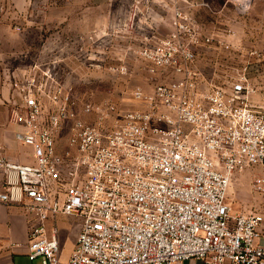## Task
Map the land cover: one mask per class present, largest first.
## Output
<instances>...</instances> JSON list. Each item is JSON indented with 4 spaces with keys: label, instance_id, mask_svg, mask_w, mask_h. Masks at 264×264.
Segmentation results:
<instances>
[{
    "label": "built area",
    "instance_id": "1",
    "mask_svg": "<svg viewBox=\"0 0 264 264\" xmlns=\"http://www.w3.org/2000/svg\"><path fill=\"white\" fill-rule=\"evenodd\" d=\"M176 25L137 51L152 87L132 90V108L84 101L80 112L72 86L44 60L12 76L18 99L9 122L36 163L0 150V203L35 216L28 242L34 264H264V202L236 213L227 203L236 171L255 165L263 173L251 187L264 197V87L249 80L262 53L253 50L258 62L226 88L197 64L213 37L184 20ZM106 37L88 39L103 47ZM59 214L82 219L66 262L57 226L48 227Z\"/></svg>",
    "mask_w": 264,
    "mask_h": 264
},
{
    "label": "rangeland",
    "instance_id": "2",
    "mask_svg": "<svg viewBox=\"0 0 264 264\" xmlns=\"http://www.w3.org/2000/svg\"><path fill=\"white\" fill-rule=\"evenodd\" d=\"M29 19H9L0 26V150L12 158V148L21 154V162L35 164L33 148L15 138L16 127L9 122V111L18 99L11 85L12 76L4 67L11 63L34 66L50 62L57 80L72 86L81 112L84 101L109 102L120 109L136 104L132 90L136 86L152 87L145 62L137 51L141 46L162 38L177 29L184 20L213 41L199 48L197 64L216 84L229 88L251 62L254 67L262 53L261 68H252L249 80L264 87V0H27ZM13 9L15 5H12ZM13 9L9 14L14 13ZM12 16V15H10ZM78 21V31L70 23ZM104 33L103 47L93 45L89 34ZM230 43L227 48L218 39ZM18 54H23L19 59ZM124 65L127 70L117 69ZM249 67V69L251 68ZM19 76L18 74H16ZM113 117L109 120L111 123ZM67 142L70 125L61 129ZM12 148H11V147ZM21 151V152H20ZM263 173L262 165L234 174L227 203L232 212L254 210L264 197L251 187L253 179ZM3 172L0 168V188Z\"/></svg>",
    "mask_w": 264,
    "mask_h": 264
},
{
    "label": "crops",
    "instance_id": "3",
    "mask_svg": "<svg viewBox=\"0 0 264 264\" xmlns=\"http://www.w3.org/2000/svg\"><path fill=\"white\" fill-rule=\"evenodd\" d=\"M28 3L27 0H0V26L6 25L9 19L19 13H22L21 16L18 15L19 17L25 19L26 22H30ZM12 5H15V10ZM10 9H13L14 13L9 14ZM75 21L76 22L70 23V29L78 31L79 24L77 20ZM17 57L23 59L24 56L23 54H18ZM27 66L28 65H24L20 62L15 69L10 68L13 67L11 63L3 67L5 68V74L12 70L8 74L10 78L11 73H16L18 75L22 74L28 68ZM65 145H67V142H63V138L60 137L59 148L62 149ZM14 149L15 148H12V150L10 149L12 152L11 159L20 161L22 153H15ZM36 221L35 216L27 214L21 204L0 203V264H34L37 262L32 261L28 256L29 233L32 225L35 224ZM54 225L58 228L60 259L62 262H66L76 246L77 238L82 228V219L74 215L59 214L57 217L48 220L49 229H52ZM172 264L205 263L198 258H190L176 261Z\"/></svg>",
    "mask_w": 264,
    "mask_h": 264
}]
</instances>
